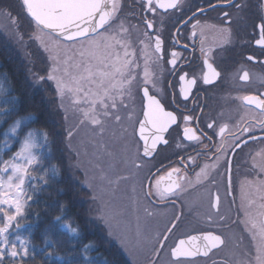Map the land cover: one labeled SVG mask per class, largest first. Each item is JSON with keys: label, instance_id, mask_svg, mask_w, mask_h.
Masks as SVG:
<instances>
[{"label": "snow or ice", "instance_id": "6c2138e0", "mask_svg": "<svg viewBox=\"0 0 264 264\" xmlns=\"http://www.w3.org/2000/svg\"><path fill=\"white\" fill-rule=\"evenodd\" d=\"M206 4L208 9L227 7L235 8L241 12L247 7V0H243L242 3H236L235 0H216V3L206 0ZM183 8L184 0H146V7L142 8L144 18L141 23L145 29L150 30L153 28V21L147 19V14L154 15L158 9L167 12ZM204 11L205 8L198 7L188 20L183 22L184 26H187L195 20L192 25L193 36L196 35L195 30L200 27V21L196 19V16L198 13L203 14ZM0 14L7 17L14 28L13 34L23 45L25 34L19 31V18H14L11 11L5 8H0ZM20 14L30 17L35 22L37 31L31 33L29 39L39 42L50 61V66L45 69L44 75L32 73L33 80L37 84L54 82L57 106L63 109L65 119L68 118L70 108L74 113L79 114L77 123L70 126L69 138L82 126H88L97 135L102 136L110 121L120 124L123 118L131 120L132 113L128 111L129 106L124 101L132 98L133 89L142 70V98L146 103L142 111L143 119L137 118L139 127L138 130L133 128V134L138 136V142H142L143 155H140L138 147L136 158L142 162L137 164L135 160L131 161L132 167L139 173L146 166L143 161L148 158L154 159L158 154L157 146L168 144V141L164 139V134L168 132L170 126L177 123L176 115L173 112L165 111L159 100L149 94V85L155 88L156 84L154 83V74L149 70L150 57L147 50L151 48L152 54L156 56L157 60L162 57L161 35L157 34L153 37L147 31L141 33L144 37L138 41L144 59L141 69L133 44L124 38L129 29L125 27L124 20L121 19L120 0H21ZM222 15L225 20L231 16L227 11ZM164 23V18H161L159 20L161 33ZM257 28L259 39L255 40V44L264 48V17L261 18V23L257 25ZM219 30L227 34L228 38L225 43H230L231 29L220 28ZM170 55L172 58L169 60V64L175 69L177 54L172 52ZM204 55L203 65L206 70L200 79L204 84L213 85L216 80L221 78L222 73L214 67L212 62H209L207 53ZM247 60H255V57L249 56ZM241 67L243 68V66ZM186 76L187 73L181 75L180 81H185ZM249 78L248 71H243L239 77L242 81H248ZM196 83L197 78L193 77L187 82V85L181 86L180 92L184 94L185 99ZM137 90L139 89L137 88ZM4 92L5 89L0 85V95ZM239 99H242L246 105L254 106V113L242 118L240 122L244 125L242 128L239 124L232 125L240 135L233 132L228 123H218L215 120L207 122L205 126L212 131L213 135L221 137V146L217 147L212 142V138L202 130L185 127L183 136L187 138V141L196 142V145L200 146L203 145V139H207L209 143H212V149L203 145L201 152H198L196 156L181 157L177 162L184 166V171L180 167H173L171 163L164 166L161 162L159 167L153 164L148 168V174L140 181L139 190L136 186L132 187L131 190L137 204L140 203L142 196L143 200L152 205V211H149L147 207L144 208L145 216L157 215L158 213L155 211L157 207L167 206L173 198L180 200L198 188L212 185L218 189L216 177L220 175L221 166L225 169L223 174L225 196L230 201L234 200L230 191L232 188V161L228 159L229 146L223 144L225 132L230 133L232 152L242 151V145L246 147L249 141L259 140L264 143V135L259 137L253 135L257 128L264 132V93L245 95ZM66 100H71V104H67ZM5 103L12 104L10 111H17L15 98L7 99ZM122 109L126 114L123 118ZM35 118L31 112L20 116L14 121L10 131L16 133L21 128L22 122L27 124ZM182 119L185 123L194 122L192 116H185ZM197 131H200L201 134L196 135ZM244 134H247V139L242 138ZM36 137L37 130L27 131L14 157L4 160V166L0 168V173H7L11 169V174L6 178L0 175V205L5 206L0 207V212L4 214V221L0 222V241H2L0 243V264H25L24 257L35 255V253H30L29 246L24 240H21L22 251L18 250L15 243L9 244L7 233L14 224L16 228L22 227L18 218L24 214L25 205L31 199V196L26 193L25 184L31 175L30 166L39 164V158L34 149L42 147V144L37 143ZM44 137L47 138V133H44ZM209 151L213 153L211 157L213 163L203 165L198 163L199 155ZM221 157H224L222 164ZM17 158H20L22 162H16ZM251 160L254 169L264 176V147L252 155ZM189 166L193 169L197 167L200 169L199 172H195V182L187 177ZM152 168L156 169L155 173L152 172ZM50 171L55 177L56 168L52 167ZM131 178V176H120L116 181L109 180V183L126 182ZM104 179L107 180L108 177L105 176ZM44 182L47 183V180L45 179ZM246 185H241L243 219L238 220L237 223L242 224L243 229L248 232L250 240L254 243V248L245 250L241 246V236L235 233L225 234L226 229L230 232L231 216L227 210L221 211L219 191L213 193L210 189L207 193L209 211L203 217V222L208 225L206 230H202L196 235L186 234L185 238H180L169 245L166 243L171 238L169 234H173L174 230L183 223L182 214L174 213L168 226L162 232L152 235L146 234V231L141 227L139 218H137L134 228L137 247L151 244L152 253L157 257V260L152 261L151 264H158L161 251L164 249H167V255L173 258L172 264H196L197 258H206L211 261V264H264V203L258 202L264 201V180L249 181L246 182ZM9 209H14V211H9ZM102 215L112 227V219L116 214L106 207L102 211ZM76 224L75 219L69 222L61 215H57L51 227L53 230H65L75 234L78 230L77 227H74ZM17 238L19 239V237ZM84 247L87 249L88 245H84ZM225 249H229L227 255L230 259L223 261L213 259V256L223 253ZM45 255L49 261L53 260L51 252H46ZM6 257H20V259L6 260Z\"/></svg>", "mask_w": 264, "mask_h": 264}, {"label": "flooded vegetation", "instance_id": "af4514ba", "mask_svg": "<svg viewBox=\"0 0 264 264\" xmlns=\"http://www.w3.org/2000/svg\"><path fill=\"white\" fill-rule=\"evenodd\" d=\"M212 2L216 3V0H212ZM235 2L242 3L243 0H235ZM120 4L122 6L121 19L124 20L125 27L129 29L128 34L124 38L133 44L141 69L144 64L138 43L140 39H144L141 33L147 31L153 37L157 34L161 35V40L163 41L162 57L157 60L156 56L152 54V49L149 48L147 50L150 57L148 62L149 70L154 74V83L156 84L155 88L149 85V92L150 95H154L164 105L165 111L173 112L177 117V123L169 127L164 137L168 144L158 145V154L155 155V158L145 159L143 163L146 166L139 173H137L136 169L133 173V180L136 182L132 181L129 190L130 215L128 227L132 226L133 233L137 218H139L141 227L146 231V234L152 235L162 232L168 226L169 220L175 213L177 215L182 214L183 223L178 229L174 230L173 234H169L171 238L166 243L171 245L178 239L185 238L186 234L196 235L208 228V225L203 222V217L209 211L208 190L210 189L213 193L218 190L221 195V211L227 210L232 221L229 225L230 232L226 229L225 234L235 233L241 236V246L245 250L254 248V243L250 240L248 232L237 221L243 219L244 212L241 200V185H246V182L249 181L264 180V176H261L258 170L254 169L251 160V156L264 147V143L259 140L249 141L246 147L242 145V151L236 150L232 152L230 148V133L226 131L224 134L223 144L229 146L228 151L230 154L228 159L232 161V188L230 191L234 200L230 201L225 196V178L223 175L225 169L223 166L220 168V175L216 177V183L219 185L218 189L212 185H207V187L198 188L196 191L190 192L189 195L183 196L180 200L173 198L167 206L161 205L157 207L155 211L158 214L153 217H147L144 213L145 207L152 211V205L143 200L142 196L140 197V203L137 204L131 189L136 186L139 190L140 181L148 174V168L153 164L159 167L161 162L164 166L171 163L173 167H180L184 171V166L177 162L181 157L187 155L196 156L198 152H201L203 145H207L208 149H212V143H209L207 139H203V145L200 146H197L196 142L187 141V138L183 136V128L191 127L202 130L207 136L212 138V142L217 147H220L221 137L213 135L205 124L215 120L218 123H228L230 127L234 124H239L242 128L244 126L240 123L242 118L254 113V106L246 105L239 98L245 95H260L264 93V48L255 44V40L259 39L257 25L261 23V18L264 17V7H262L264 6V0H247V7L241 12H238L235 8L227 7L208 9L206 0H184V8L182 10L166 12L163 9H158L154 15L147 14V19L153 21V28L150 30L145 29L143 23H141L144 18L142 16V8L146 7V0H120ZM198 7L205 8V11L203 14L198 13L196 16V19L200 21V27L195 30L196 35L193 36L192 25L195 20L187 26H184L183 22L188 20ZM225 11L231 14L228 20H225L222 15ZM161 18L165 20L162 33L160 32L159 24ZM220 28L231 29L230 43H225L228 37L227 34L219 30ZM172 52L177 54L175 69L169 64V60L172 58L170 53ZM204 53H207L209 62H212L214 67L222 73L221 78L216 80L213 85L204 84L200 79L206 70L203 65ZM249 56L255 57V60H247ZM243 71L249 72L250 78L248 81L239 79ZM185 73H187L185 81H180L179 77ZM142 75L141 70L139 73L140 78H138L133 89L132 98L124 101L129 106L128 111L132 113V119L123 118L126 114L123 109L121 110L123 120L120 125L129 126L132 133L133 128L137 129L138 127L137 118H143L142 111L146 103L142 98ZM193 77L197 78V83L192 86L190 94L185 99L184 94L180 92V88L182 85H187V82ZM185 116L194 117V122L185 123L182 119ZM115 124L117 123L112 122V125ZM113 130L112 137L116 139L118 133L115 128ZM232 131L240 135L236 128L232 127ZM200 134V131L196 132V135ZM253 135L259 137L264 135V132L257 128ZM242 138L247 139V134H244ZM132 139L134 148L137 150L139 147L140 155L142 156V142H138L137 135H133ZM212 155L211 151L202 153L198 157V163L201 165L205 163L212 164ZM223 159L224 157H221V164ZM136 160L137 164L142 162L140 159L136 158ZM199 170V167L193 169L189 166L187 177L195 182V172H199ZM155 171L156 169L152 168V172L155 173ZM258 202L264 203V201ZM133 238H135L134 234ZM138 248L145 252L135 255L132 251L128 254L127 257L130 264H151L152 261L157 260V257L152 253L151 244ZM228 251L229 249H225L223 253L213 256V259L217 261L230 259L227 255ZM172 259L167 255V249H164L161 251L158 264H172ZM196 264H211V261L206 260V258H197Z\"/></svg>", "mask_w": 264, "mask_h": 264}, {"label": "trees", "instance_id": "16d2710c", "mask_svg": "<svg viewBox=\"0 0 264 264\" xmlns=\"http://www.w3.org/2000/svg\"><path fill=\"white\" fill-rule=\"evenodd\" d=\"M20 4L21 0H0V7L13 8L20 17L21 30L33 54L25 52L22 45L0 27V85L5 89L0 95V168L4 160L14 157L27 131L37 130V143L42 147L34 149L39 164L30 166L31 175L25 184L31 199L18 218L22 227L16 228L14 224L7 233L9 244L15 243L22 251L21 240L27 242L30 253L35 255L24 257L25 264H130L121 245L94 215L89 188L73 175L68 146L70 127L63 109L57 106L54 82L37 84L32 77L35 70L40 75L45 74L48 56L36 41L29 39L36 25L30 17L20 14ZM10 98H15L17 111H10L12 104L5 103ZM28 112L36 118L27 124L22 122L16 133L11 132L14 121ZM44 133H47L46 139ZM18 160L20 158L16 162ZM52 167L57 170L55 177L50 171ZM0 174L7 177L11 169ZM57 215L69 222L75 219L77 233L53 230L51 225ZM3 221L4 214L0 212V222ZM46 252L52 253V261ZM12 259L20 257H6V260Z\"/></svg>", "mask_w": 264, "mask_h": 264}, {"label": "rangeland", "instance_id": "374dc122", "mask_svg": "<svg viewBox=\"0 0 264 264\" xmlns=\"http://www.w3.org/2000/svg\"><path fill=\"white\" fill-rule=\"evenodd\" d=\"M0 8L11 11L13 17H18L20 21V17L14 12L13 8L6 6ZM0 27L18 42L13 34V26L3 14H0ZM19 31L23 33L21 24ZM35 31H37L36 27L33 28L32 33ZM36 42L39 44L38 41ZM28 43L24 36L22 47L25 52L30 53ZM31 55H33L32 52ZM34 72L38 73L37 70ZM66 103L71 104V100H66ZM78 115L71 108L69 109L67 118L69 127L77 123ZM113 128L118 133L116 139H121V142L112 137ZM133 135L129 126L112 125L110 121L106 125V131L102 136L97 135L90 127L82 126L74 132L71 138L68 137L70 157L73 160V175L89 188L92 200L91 209L94 215L104 222L108 232L115 241H118L126 255L132 251L135 255L145 252L137 247L135 238H133L132 226L128 227L130 215L128 196L132 181H134L133 173L135 172L131 161H137V150L134 148L132 141ZM17 162H22V160L20 159ZM105 176L108 177L107 180L104 179ZM120 176H131L132 178L126 182L109 183V180L116 181ZM106 207L116 214L112 219V227L109 226L108 221L102 215V211Z\"/></svg>", "mask_w": 264, "mask_h": 264}, {"label": "water", "instance_id": "95a60500", "mask_svg": "<svg viewBox=\"0 0 264 264\" xmlns=\"http://www.w3.org/2000/svg\"><path fill=\"white\" fill-rule=\"evenodd\" d=\"M149 94H150V92H149ZM157 99V98H156ZM158 100V99H157ZM160 102V101H159ZM160 104L163 106V108H164V110H165V107H164V105L160 102ZM143 119V118H142ZM141 119V120H142ZM138 127H139V125H138ZM138 127H137V130H138ZM165 135H166V133L164 134V137H165ZM158 147V146H157Z\"/></svg>", "mask_w": 264, "mask_h": 264}]
</instances>
